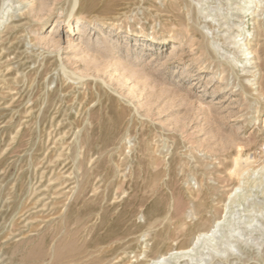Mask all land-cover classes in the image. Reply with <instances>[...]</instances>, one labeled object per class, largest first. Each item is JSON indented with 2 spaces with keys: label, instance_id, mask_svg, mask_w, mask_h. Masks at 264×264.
Returning a JSON list of instances; mask_svg holds the SVG:
<instances>
[{
  "label": "rangeland",
  "instance_id": "obj_1",
  "mask_svg": "<svg viewBox=\"0 0 264 264\" xmlns=\"http://www.w3.org/2000/svg\"><path fill=\"white\" fill-rule=\"evenodd\" d=\"M218 220L190 264H264V0H0V264H147Z\"/></svg>",
  "mask_w": 264,
  "mask_h": 264
},
{
  "label": "bare ground",
  "instance_id": "obj_2",
  "mask_svg": "<svg viewBox=\"0 0 264 264\" xmlns=\"http://www.w3.org/2000/svg\"><path fill=\"white\" fill-rule=\"evenodd\" d=\"M202 203H204V201ZM220 224H221V220H218L215 222L212 229L205 231V232L202 231V233L197 235L195 240L193 239L194 242H192L193 244L190 247L188 248L186 247V249L182 247L183 249H180V250H176V249L174 250L172 248L173 250L168 252L165 255L160 254L161 256L159 257H156V258L153 257L154 259L149 260L150 262L147 264H190V263H193L195 259L197 260L200 259L201 261L206 260L207 257L205 255L199 257V254H205L202 250L204 248V244L206 243V241L213 239L216 236V233L218 232Z\"/></svg>",
  "mask_w": 264,
  "mask_h": 264
}]
</instances>
